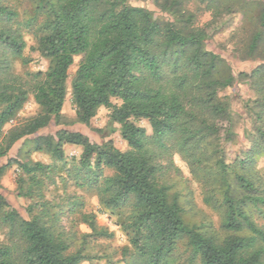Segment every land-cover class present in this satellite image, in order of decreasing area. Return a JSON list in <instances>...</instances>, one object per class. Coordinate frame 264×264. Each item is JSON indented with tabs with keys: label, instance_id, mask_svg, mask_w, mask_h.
<instances>
[{
	"label": "trees",
	"instance_id": "trees-1",
	"mask_svg": "<svg viewBox=\"0 0 264 264\" xmlns=\"http://www.w3.org/2000/svg\"><path fill=\"white\" fill-rule=\"evenodd\" d=\"M29 2L31 9L20 13L0 1V160L16 142L56 127L54 135L35 137L32 151L24 154H47L53 163L8 159L0 167L1 179L11 165L18 166L15 197L30 202L25 220L0 194V264L86 260L85 242L73 247L69 229L84 225L90 233L82 240L107 235L94 213L82 211L86 196L115 218L127 243L120 251L124 264H264V171L256 169L264 158V64L237 76L253 95L244 106L250 129L244 132L247 147L228 163L225 145L237 138L241 118L219 94L237 81L206 46L213 24L241 14L238 31L249 26L251 35L234 42L233 53L240 60L264 61V2L152 0L168 16L161 20L129 0ZM203 13L210 20L199 26ZM25 33L48 62L45 72L14 73L16 63L31 62L24 56ZM75 64L74 117L66 123L62 109ZM30 97L38 113L4 131ZM101 108L126 151L74 131L88 130ZM140 120L151 134L137 125ZM94 133L103 136L100 129ZM68 145L81 148L78 159H65ZM175 157L201 188L203 204L218 215L217 231L183 220V207L171 192L170 182L181 178ZM49 188L60 194L49 200Z\"/></svg>",
	"mask_w": 264,
	"mask_h": 264
},
{
	"label": "rangeland",
	"instance_id": "rangeland-1",
	"mask_svg": "<svg viewBox=\"0 0 264 264\" xmlns=\"http://www.w3.org/2000/svg\"><path fill=\"white\" fill-rule=\"evenodd\" d=\"M8 6L14 7L18 12L25 13L31 9L29 0H0ZM245 1H263L264 0H245ZM129 4L134 7L146 8L153 12L154 17L158 20L168 19L166 14H163L156 8L152 0H129ZM195 9V7H194ZM198 14V13H197ZM28 15V14H27ZM210 17L208 13H203L198 15V24L203 26L209 22ZM242 25V15L235 14L230 17H225L221 21L213 24L209 29L210 37L206 41L207 50L214 53L221 59H223L227 65L230 67L233 76L236 78L237 83L234 84L232 88L226 89L219 94V99L223 102L226 100L230 103L232 111L238 115L241 120L236 127L237 138L232 143L225 145L226 150V160L228 163L235 161L236 156L241 153L247 147V143L244 139V132L250 129V120L247 117L246 110L244 108L245 103L248 100L253 99L252 93L248 90L247 86L241 82H238L237 76L239 73L250 74L259 65L264 64L261 60H240L234 53V42L245 40L251 35V28L246 27L244 32L238 31ZM233 36L235 39H232ZM24 40L26 42V49L24 51V56L28 57L31 62L27 66H22L19 63L14 65V73L20 76H25L27 73L35 72H45L48 66V62L41 58L39 54L32 48L35 46L34 40L27 33L24 34ZM76 70V64L73 65L68 72L67 79V94L66 99L62 109L63 122H70L73 120L74 112L71 104L70 86L71 81ZM113 104L119 105L118 100H112ZM38 113V107L34 104L32 98L30 97L27 103L21 108L17 113L16 117L9 122L4 131L19 126L23 124L26 120L34 117ZM108 111L104 108L99 109L96 117L91 121L90 126L87 129H83L85 133L91 136L92 143H101L106 141H112L115 148L120 151H126L127 146L125 142L120 138L118 129H112L107 125ZM137 125L144 128L146 133L151 134V129L149 124L145 120H140ZM118 128V127H116ZM100 129L103 132V136L94 133L95 130ZM56 127L47 128L40 131L33 136H29L26 139H22L16 142L11 151L8 153L6 158L0 160V167L5 166L8 159H14L18 161H30V162H41L43 164H52L53 159L43 153H31L28 157H24L27 151H32L33 149V139L38 136H48L54 135ZM25 140V141H24ZM70 146V145H68ZM63 152L65 159L69 161L71 158L78 159L81 154V148L76 146L63 147ZM175 165L179 168L181 178L179 180L173 179L170 184H172L171 192L178 196L179 202L183 207V220L186 224L190 226H197L201 230H218V215L213 213L208 209L202 202L201 188L199 185L190 177L188 170L183 162L179 158L174 159ZM59 164V163H58ZM256 169L260 172L264 171V158H260L257 161ZM21 176V171L15 164L11 165L7 171L3 174L0 179V194L4 196L6 201L17 210L20 216L28 220L29 216L25 212V209L30 204L28 199L16 198L15 195V180ZM11 188V189H9ZM10 190V191H8ZM48 199H52L55 195L60 194L59 190L54 191L53 188H49L46 191ZM71 194L78 193L74 192L73 189L69 191ZM84 207L82 209L85 213H94L96 224L101 229H104L107 233L106 236H91L87 239H81L82 235L89 234L90 231L81 224L75 225L71 228V224L68 221H64L63 225L67 230L74 233L75 244L73 247H77L83 244L84 254H86L87 259L82 261L80 264H124L121 261L120 251L126 246V238L121 233L118 226H116L115 218L104 213L99 208L95 198L84 197ZM261 224V223H259ZM205 226V228H202ZM3 239V231L0 229V241Z\"/></svg>",
	"mask_w": 264,
	"mask_h": 264
},
{
	"label": "crops",
	"instance_id": "crops-1",
	"mask_svg": "<svg viewBox=\"0 0 264 264\" xmlns=\"http://www.w3.org/2000/svg\"><path fill=\"white\" fill-rule=\"evenodd\" d=\"M74 131L79 132V133H83V130L81 128H75ZM66 147H70V146H66ZM9 189H11V188H9ZM8 191H10V190H8Z\"/></svg>",
	"mask_w": 264,
	"mask_h": 264
}]
</instances>
